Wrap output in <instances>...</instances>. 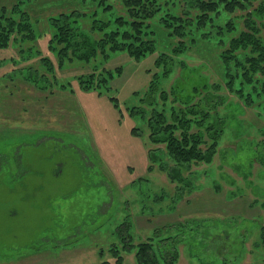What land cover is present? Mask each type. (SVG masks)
<instances>
[{
    "label": "rangeland",
    "instance_id": "rangeland-1",
    "mask_svg": "<svg viewBox=\"0 0 264 264\" xmlns=\"http://www.w3.org/2000/svg\"><path fill=\"white\" fill-rule=\"evenodd\" d=\"M2 7L14 33L0 46V264H115V247L123 264H142L138 246L151 237L174 243L175 264H264V100L249 106L226 87L213 43L174 55L159 39L140 59L107 48L88 61L74 50L64 59L60 14L71 13L75 41L99 40L97 16L85 15L95 1ZM162 54L170 66L158 64ZM96 66L112 71L108 90L77 80ZM189 93L209 113L201 147L212 143L210 124L221 132L210 161L175 159L171 132L157 122L159 112L172 123Z\"/></svg>",
    "mask_w": 264,
    "mask_h": 264
},
{
    "label": "trees",
    "instance_id": "trees-1",
    "mask_svg": "<svg viewBox=\"0 0 264 264\" xmlns=\"http://www.w3.org/2000/svg\"><path fill=\"white\" fill-rule=\"evenodd\" d=\"M93 1L96 2L97 9L85 15L89 18L97 16L93 18V29L98 32L99 40L93 41L92 37L85 33L81 35L83 36L81 42L75 41L68 23L71 13L60 14L65 19L56 26V29L58 41L64 42L60 50V55L64 59L70 58L66 53L68 50L75 52L80 50V54L72 52L71 56L88 61L97 55L99 50L102 51L101 55H106V51L103 53L104 48L111 52L127 51L132 57L140 59L157 49L159 39L162 43L168 40L170 46L172 45L168 48L174 55L188 48L202 45L207 47L213 43L218 48L221 76L226 87L239 95L249 106L264 100V0H117L120 8L111 0ZM238 9H243L244 13H237ZM1 10L0 46H6L10 43V35L14 30L12 26L10 28L7 26V21H4L6 7H2ZM102 13L108 17L106 20L98 17ZM58 18L59 16L55 17L56 20ZM15 22H21V27L24 24L22 20ZM27 26L29 28V25ZM158 59V64L164 63V66L166 63L170 66L172 62L171 58L169 61L163 54ZM49 66L50 64L47 68L51 69ZM99 69L96 66L92 72L79 75L77 80L80 85L88 90H101L103 87L108 90L109 81L113 77L112 71ZM167 70L165 76L170 73ZM156 91L155 84L153 95H148L153 100ZM195 92L199 93L198 87L194 86L192 93ZM192 93L182 97L184 107L181 108L180 115L177 112L172 114V123H168L164 113L159 112L157 122L165 124L164 129L171 132L170 137L166 139L167 148L175 159L210 161L221 132L210 124L206 132L208 140L212 143L206 149L201 147L207 140L204 139L205 131L200 127L204 126L209 113L201 103L193 102ZM163 98H167L166 92H163ZM111 99L117 104V97L111 96ZM153 120L155 116L150 121L152 127ZM193 121L197 122L199 127L196 131L191 130ZM176 128L181 130L178 137L172 133ZM125 225L123 231L119 229L122 231L119 233L123 240L128 237L130 244L132 240L130 225L129 223ZM262 230L264 238V227ZM168 244L167 246L162 240L153 242L151 237L139 244L138 259L142 264H160V258L165 264H175L178 254L170 247L175 245L171 242ZM113 253L115 264H123V255L119 254L117 247L113 249ZM103 264L112 263L105 261Z\"/></svg>",
    "mask_w": 264,
    "mask_h": 264
}]
</instances>
